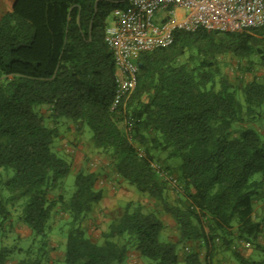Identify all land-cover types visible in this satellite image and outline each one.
<instances>
[{
	"label": "trees",
	"instance_id": "1",
	"mask_svg": "<svg viewBox=\"0 0 264 264\" xmlns=\"http://www.w3.org/2000/svg\"><path fill=\"white\" fill-rule=\"evenodd\" d=\"M126 8L125 0H14L0 19V228L11 220L2 195L7 191L11 199L25 200L22 221L39 239L37 249H27V259L17 264L43 263L58 206L71 220L64 264H124L132 243L150 264H215L219 238L225 250L237 238L264 252L257 244L264 224L254 220V202L264 189V140L250 128L264 119V83L255 79L242 86L244 108L227 79L215 89L214 60L257 54L264 66V26L175 32L171 46L138 56L136 89L114 106L117 69L105 32L114 11ZM201 43L208 50L196 70L178 63ZM42 107L55 122L85 126L94 147L110 153L117 175L162 206L177 227V244H192L183 257L177 244L160 240L161 218L141 205L128 204L103 243L86 237L81 224L103 199L95 173L78 172L67 201L49 199L50 175L55 186L72 166L55 153L58 129L47 125ZM236 127L243 128L239 134ZM151 142L166 151V161L180 160L183 205L168 203L169 182L154 168ZM164 170L171 173V167ZM11 252L0 249V264ZM232 254L236 264H264L239 250Z\"/></svg>",
	"mask_w": 264,
	"mask_h": 264
},
{
	"label": "rangeland",
	"instance_id": "2",
	"mask_svg": "<svg viewBox=\"0 0 264 264\" xmlns=\"http://www.w3.org/2000/svg\"><path fill=\"white\" fill-rule=\"evenodd\" d=\"M14 0H11V6ZM264 40V38H263ZM208 46L204 43L194 46L178 59L180 65H185L189 70H196ZM219 67V74L215 78V89L220 87L221 78L227 79L237 93L238 101L244 106V97L241 92L242 86L252 80L257 79L264 83V66L261 57L252 54L248 59H239L232 54L218 56L214 59ZM38 110V107L36 108ZM40 114L44 117L49 127L58 129L59 137L54 142V151L60 157L65 159L72 166V172L65 179L59 181L55 186L51 185L52 176L48 179V197L50 200H59L63 197L67 201L74 192V180L78 172L95 173L98 176L96 187L103 193V199L99 204L94 205L92 211L86 215L81 227L86 237L98 244L103 243V235L108 231L109 226L117 218L122 216L128 204L133 206L141 205L146 212H154L163 221L165 229L160 235L162 242H172L177 244L179 237L176 230L171 225L172 219L166 214L162 206L155 200L150 199L147 195L138 192L135 187L129 185L117 175L114 169V162L110 153L98 150L94 147L91 134L85 126L79 123H72L64 119L55 122L51 118L48 107H42ZM264 116V112L261 114ZM250 128L260 133L261 139L264 140V119L254 122ZM243 128L236 127L238 134ZM152 144V148H151ZM149 147L153 150L154 163L160 169L171 167V173L167 174L164 170V178L169 180V188L166 194L167 201L170 205H183L185 203L183 186L179 183L178 165L179 159L166 161V151L160 150L157 144L151 142ZM144 155L143 150H139ZM169 171V172H170ZM13 172H10V177ZM256 176L254 179H258ZM3 197L8 199L7 208L11 213L10 222L0 228V249L7 248L12 250L8 255L6 264H17L21 260L27 259L26 250L30 247L37 249L39 239H36L33 232L22 221V209L25 204L24 199H11L10 193L3 191ZM11 199V200H10ZM254 220L264 224V189L260 190L254 202ZM70 217L63 212L61 206H58L52 216L50 229L48 233V253L42 264H64L63 256L67 233L70 226ZM236 237V227L233 228ZM177 236H176V235ZM217 251L213 260L216 264H236L232 250H239L246 257H253L255 260H264V252L256 248V244L247 247L241 240L234 239L231 250H225L221 245V239H217ZM119 243H124V239H119ZM257 244L264 249V232L258 238ZM180 256L187 252L185 244H177ZM203 246V245H202ZM201 257L206 255L205 248L202 247ZM124 264H150V261L135 250L132 243L127 247V259Z\"/></svg>",
	"mask_w": 264,
	"mask_h": 264
},
{
	"label": "built area",
	"instance_id": "3",
	"mask_svg": "<svg viewBox=\"0 0 264 264\" xmlns=\"http://www.w3.org/2000/svg\"><path fill=\"white\" fill-rule=\"evenodd\" d=\"M114 11L105 32L117 69L114 106L137 86L135 60L143 53L167 48L177 31L242 32L264 26V0H125ZM140 155L143 156L141 152ZM164 177V172L154 165ZM167 179V175H166ZM169 181V180H168Z\"/></svg>",
	"mask_w": 264,
	"mask_h": 264
},
{
	"label": "crops",
	"instance_id": "4",
	"mask_svg": "<svg viewBox=\"0 0 264 264\" xmlns=\"http://www.w3.org/2000/svg\"><path fill=\"white\" fill-rule=\"evenodd\" d=\"M14 3V2H13ZM13 5L11 6V0H0V19L8 12H10L12 10ZM171 218V217H170ZM172 226L174 227V230H176V235L177 237H179V233L177 231V227L175 225V222L172 220ZM189 246H191L192 244H188ZM186 245V246H188ZM215 262V261H214ZM216 264V263H215Z\"/></svg>",
	"mask_w": 264,
	"mask_h": 264
}]
</instances>
